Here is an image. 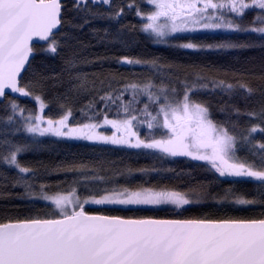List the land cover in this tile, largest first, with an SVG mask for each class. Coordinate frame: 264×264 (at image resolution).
Instances as JSON below:
<instances>
[{
  "label": "snow or ice",
  "instance_id": "obj_1",
  "mask_svg": "<svg viewBox=\"0 0 264 264\" xmlns=\"http://www.w3.org/2000/svg\"><path fill=\"white\" fill-rule=\"evenodd\" d=\"M69 12L82 23L69 25ZM129 13L154 44L197 53L264 50V0H0V166L14 170L11 186L28 207L25 214H0V264H264V67L253 77L258 85L245 71L128 55L116 64L149 75L90 71L107 58L70 46L64 28L106 21L115 31L92 27L97 39L128 47L134 26L121 21ZM37 55L60 57V70L41 71ZM257 94V109L238 107ZM205 96L231 102L217 108L224 119H214ZM46 138L134 149L161 161L186 157L204 162L199 167L216 179L252 187L216 196L157 187L144 179H159L156 167L112 171L100 159L63 160L49 170L63 183L42 182L40 170L20 158L43 150ZM209 199L221 211L253 214L183 215ZM169 207L177 215L113 214Z\"/></svg>",
  "mask_w": 264,
  "mask_h": 264
},
{
  "label": "trees",
  "instance_id": "obj_2",
  "mask_svg": "<svg viewBox=\"0 0 264 264\" xmlns=\"http://www.w3.org/2000/svg\"><path fill=\"white\" fill-rule=\"evenodd\" d=\"M69 7L71 4L69 2ZM145 10H148L145 8ZM251 15L247 20H250ZM69 25L80 24L82 20L75 17L72 12L66 16ZM247 20L245 23H247ZM123 26L129 27L125 39L128 40V47H124L117 42H101L93 33L92 27L103 29L110 28L111 32L115 31V27H110L106 21H93L91 26L85 25L83 28L65 27L64 32L67 33L71 39L68 44L81 50L90 58L95 56L106 57L102 64L93 66L90 71L107 75L108 73H119L118 78L134 79L142 78L149 75V73L139 67L131 69L128 66L121 67L116 64V58L128 55L143 57L146 59L159 58L161 63H170L182 65L189 68L192 65L210 68L212 70L220 69L245 71L248 73V79L251 80L253 85H258L260 82L254 79L261 73L264 67V50L259 48L249 49L244 51H233L229 53H216V52H203L197 53L191 50H183L177 48L166 47L164 45L154 44L151 40L147 39L143 33L138 29L140 20L134 13H129L122 21ZM102 35V34H101ZM204 39H210L212 34H195ZM241 40L246 39L245 34H233V38ZM216 39L224 38V34L217 33ZM107 40H113L109 36ZM83 46V47H81ZM39 47V46H37ZM68 48L61 49L62 54H66ZM35 64L38 69L46 72H58L61 68V59L58 56H44L37 55ZM201 99L207 100L212 105L213 117L216 120L224 119V114L217 111L218 106L225 103H231L226 97L219 96H205ZM260 97L259 94L254 96L247 105L243 101H238V107L243 111L245 107L249 110L257 109L259 107ZM20 102L28 108H34V102L29 98H22ZM86 102V101H85ZM75 118L80 119L79 113H75ZM243 123V121H242ZM144 135V131L141 133ZM137 150L122 148L119 146H94L86 141H59L56 138H46L45 147L38 152H29L23 155L20 159L27 166L37 168L40 170L43 177L42 182L51 184L63 183L65 177L50 174V169L63 160H77V161H91L95 162L97 159L111 162L108 166L112 171L126 170L131 168L134 171L139 168H152L156 167L161 170L160 178H155V174H151L144 179L150 181L153 186L166 187L168 189H177L180 191L191 190L193 192H208L213 196L223 194L228 189L245 190L252 187L251 184H232L231 181L239 178L224 177L216 179L213 174L206 169L199 167L204 162L192 161L186 157L169 158L166 160H157L152 157L137 156ZM15 175L14 170H9L6 167L0 166V214H25L28 212V207L24 201L18 199L22 193L20 188H13L11 186V178ZM137 184L141 183L138 179ZM249 198H251L249 196ZM211 199L203 205H193L192 210L183 213L185 216H200L204 214H213L216 216L227 215H251L253 213L235 212V211H221L217 208L210 207ZM100 206H88L86 210H92ZM120 215H143V216H156V217H172L177 215L170 207L167 210L153 209L140 212L122 211Z\"/></svg>",
  "mask_w": 264,
  "mask_h": 264
},
{
  "label": "water",
  "instance_id": "obj_3",
  "mask_svg": "<svg viewBox=\"0 0 264 264\" xmlns=\"http://www.w3.org/2000/svg\"><path fill=\"white\" fill-rule=\"evenodd\" d=\"M42 43L43 42H36V41H34V44H36L37 46H40ZM20 99H22V98H20Z\"/></svg>",
  "mask_w": 264,
  "mask_h": 264
},
{
  "label": "rangeland",
  "instance_id": "obj_4",
  "mask_svg": "<svg viewBox=\"0 0 264 264\" xmlns=\"http://www.w3.org/2000/svg\"><path fill=\"white\" fill-rule=\"evenodd\" d=\"M198 34V33H197ZM104 129H102V131H103ZM110 134V133H109Z\"/></svg>",
  "mask_w": 264,
  "mask_h": 264
}]
</instances>
